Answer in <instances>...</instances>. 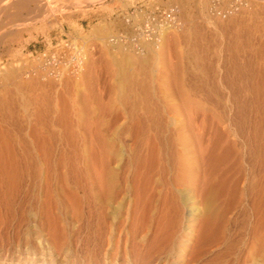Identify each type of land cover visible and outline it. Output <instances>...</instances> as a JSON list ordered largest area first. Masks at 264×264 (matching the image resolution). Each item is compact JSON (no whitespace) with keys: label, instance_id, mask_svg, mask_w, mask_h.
<instances>
[{"label":"rangeland","instance_id":"obj_1","mask_svg":"<svg viewBox=\"0 0 264 264\" xmlns=\"http://www.w3.org/2000/svg\"><path fill=\"white\" fill-rule=\"evenodd\" d=\"M13 1L0 0V264H123L103 223L61 220L52 190L77 213L74 188H128L140 222L189 209L201 260L264 238V0H159L181 23L141 54L108 38L146 0H45L32 19Z\"/></svg>","mask_w":264,"mask_h":264},{"label":"bare ground","instance_id":"obj_2","mask_svg":"<svg viewBox=\"0 0 264 264\" xmlns=\"http://www.w3.org/2000/svg\"><path fill=\"white\" fill-rule=\"evenodd\" d=\"M11 1L9 0V2ZM16 1L17 6L24 10L26 16H31L29 17L31 19L32 14L36 10L43 9V3L45 2V0ZM13 2L16 3L15 0ZM13 2L12 4H14ZM7 3L2 4L1 7L4 5L5 8ZM49 3L51 4L50 1ZM43 12L40 11V13ZM173 29H177V26L173 27ZM169 30H172V28L166 29L165 33H167ZM108 39H110V44L112 47H117L120 49L124 48L128 51L135 50L131 46L129 47L122 44L118 39L117 33ZM139 40H141V48H139L141 50L134 51L138 52V54H141L144 49L149 48L154 44L156 45V43L145 41L142 37ZM76 49L81 50L80 48ZM73 52L76 53V50ZM79 53L76 55L78 56ZM51 56L49 58H52ZM75 61L77 64L69 65L67 69L68 72H74V66H78L80 64V62L78 64V60ZM14 64L21 65L22 63L16 62ZM79 67H81V65ZM58 76L56 75V77ZM65 191L52 190L54 204L57 208V211L59 212V217L61 220L66 221L73 219V221L75 220L81 224L88 225L91 224L89 216H93L95 218L96 224L103 223L105 230H107L106 232L108 233L107 244L111 243L110 247L115 245L113 259H116V257L122 258L123 264H264V238H255L254 241L249 243L250 241L245 235L240 236L236 240L226 239L224 241L225 248L223 250L215 253L214 256L209 259L201 260L196 251L193 249V234L197 237L198 230L195 232V224L191 223L190 217L192 214L190 212L191 210L189 209L187 214L188 220L185 222H172L154 219L140 222L136 211L139 194H133L128 188H74L72 193L79 199L78 210L76 213L69 205L68 200H66ZM37 206L38 205H35V203H29L27 205V210L28 212H33L34 217L40 218L41 213L40 210L37 209ZM109 212L111 213L110 221L107 219V213ZM24 231L26 232V230ZM27 232L29 233V230ZM116 234L117 236H115ZM113 237H116V242L114 245L111 242ZM121 251L122 254L120 253ZM199 261L201 263H199Z\"/></svg>","mask_w":264,"mask_h":264},{"label":"built area","instance_id":"obj_3","mask_svg":"<svg viewBox=\"0 0 264 264\" xmlns=\"http://www.w3.org/2000/svg\"><path fill=\"white\" fill-rule=\"evenodd\" d=\"M113 22L119 32V41L135 50H141V37L158 43L166 29L179 27L181 23L177 4H165L158 0L142 1L129 10L117 12Z\"/></svg>","mask_w":264,"mask_h":264}]
</instances>
